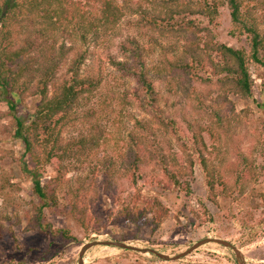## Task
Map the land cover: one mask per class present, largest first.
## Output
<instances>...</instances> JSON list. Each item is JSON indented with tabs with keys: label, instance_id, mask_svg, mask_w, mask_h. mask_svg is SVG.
I'll return each instance as SVG.
<instances>
[{
	"label": "rangeland",
	"instance_id": "obj_1",
	"mask_svg": "<svg viewBox=\"0 0 264 264\" xmlns=\"http://www.w3.org/2000/svg\"><path fill=\"white\" fill-rule=\"evenodd\" d=\"M115 1L121 13L108 30L101 24L83 39L73 23L77 35L58 32L54 42L31 46L29 68L18 80L19 88L27 83V89L10 93L15 111L0 94V264H79L82 248L95 241H120L135 249L94 244L84 253V264H264V66L251 58L252 35L234 26L227 4L219 6L217 20L211 21L201 10L202 0H176L172 5L179 11L170 20L160 17L157 25L154 14L165 15L159 1ZM83 2L88 18L100 20L101 3ZM241 12L264 37V0H243ZM133 40L141 46L155 87L154 103L138 79L116 65L129 62L124 47H133ZM14 41L25 42L23 36ZM192 43L215 61L221 53L213 45L244 49L250 96L236 91L232 76L227 81L204 59L171 69ZM50 52L56 61L83 53L81 76H96L100 83L71 116L57 121L62 113L55 115V133L63 146L72 143L73 151L37 163L16 136L15 116L26 128L42 107L35 86L52 63ZM69 65L65 61L56 70L49 95ZM156 111L173 118L174 126L163 125ZM192 128L207 145L206 165L195 151ZM136 135L148 137L151 149L134 180V168L124 157L127 142ZM84 138L86 145L78 142ZM158 142L162 151L156 150ZM160 152L168 158L171 153L184 156L186 172L177 187L158 161ZM108 160L114 162L110 174L103 167ZM26 162L50 196L47 205L35 192L34 176L23 169ZM156 198L163 204L158 213L147 205ZM42 204L45 226L29 228ZM132 213L144 215L147 223L127 220Z\"/></svg>",
	"mask_w": 264,
	"mask_h": 264
},
{
	"label": "trees",
	"instance_id": "obj_2",
	"mask_svg": "<svg viewBox=\"0 0 264 264\" xmlns=\"http://www.w3.org/2000/svg\"><path fill=\"white\" fill-rule=\"evenodd\" d=\"M89 2V0H87ZM96 3L100 2L101 7L99 11V18L90 16V12L84 10L86 4L83 0H0V94L4 97L13 111L16 110V102L10 98V93H24L27 89V83H23L19 88V78L23 76L24 71L28 70L30 61L28 60V53L33 44L54 42L58 32L66 33L71 30L69 36L77 35L76 27L71 24L75 23L77 28L82 30L81 36L86 39V36L91 31H99L101 24L106 27H113L115 20L120 17V9L115 0H94ZM161 4V11L165 13L154 14L153 24H157L160 17L166 16V20L173 18L174 14L179 11L178 5L175 7L173 2L176 0H157ZM227 4L231 10L232 21L239 31H247L252 35L251 38V58L264 66V58L261 56V49H264V37L254 22H249L248 19H243L241 7L243 0H202L200 2L201 10L209 17V20L216 21L218 17L219 6ZM152 24V23H151ZM158 25V24H157ZM72 27V28H71ZM162 30V28H161ZM29 34H34V38ZM20 36L24 37V43L15 42ZM195 42V41H194ZM193 42V43H194ZM186 47V52L183 57L171 62V69H183L189 67L193 60H205V63L211 68L214 73H225L227 81L230 79L236 91H240L243 96H250L252 90L251 76L247 65V53L244 49H236L227 46L223 43H218L213 47L217 48L221 53L218 61L210 58H204L203 50H199L195 44ZM133 47L126 46L124 51L129 58V62H116L118 67L125 69L129 75H134L139 84L143 87L145 93L150 96L151 102L157 101V93L153 82L148 76V67L142 55L141 46L135 41H132ZM52 63L47 65L43 70V76L38 84L35 86V91L41 98L42 107H38L34 121L25 128L24 122L19 117H16L17 128L16 136L22 139L25 144L26 153L30 154L37 163L52 161L54 158L65 157L69 152L73 151L72 143L63 146L61 144L60 136L55 133L53 126L56 114H61L57 118L60 121L65 116H71L73 110L81 103L82 98H87L92 95L99 86L100 80L96 76H81V66L85 61V55L78 52L76 56L70 60L67 54L56 61L53 52L49 54ZM69 61L70 65L62 78L54 84V90L49 95L48 86L54 83L55 72L60 65ZM35 92V93H36ZM153 105V104H152ZM158 120L162 121L163 125L174 126V120L171 117L157 116L158 111L154 112ZM166 119V120H165ZM56 124V121H55ZM217 129H215L216 131ZM194 143L197 145L195 151L199 152V156L205 162L204 149L207 148L203 140L202 133L193 130ZM214 135V134H211ZM148 137H140L138 135L132 136L131 140L125 146L127 151L125 153L124 162L128 163L129 169H133V179L138 175V170L141 169V164L147 162L145 158L146 152L149 154L151 144L148 143ZM78 142L87 144V139H81ZM76 142V143H78ZM105 142V141H104ZM96 143V139H95ZM106 143V142H105ZM161 144L158 142L156 150H161ZM43 154H39L42 153ZM40 155V156H39ZM159 153L158 161L163 167L165 175L173 183V187H177L180 183V176L186 172L184 168V156L177 154H170L169 158L166 155ZM188 167L194 165L192 154H188ZM172 161V162H171ZM249 163V161H246ZM113 161L108 160L103 162V167L107 174L113 171ZM24 165V171L31 176H34L35 170H32L31 165L27 162ZM141 175V173H140ZM163 187L165 184L160 182ZM33 184L36 194L44 201V205L48 204L50 197L45 186L41 182L39 176H34ZM187 184H185L186 186ZM83 187V186H82ZM82 191L83 188H80ZM55 201V200H54ZM44 205L38 208V216L34 220H30L29 228H42L43 223V209ZM157 213L162 211L163 204L159 199H152L147 201ZM163 218L162 213H160ZM127 220L135 222L137 225L147 223L144 215L137 216L132 213V216L127 217ZM159 225V221H156Z\"/></svg>",
	"mask_w": 264,
	"mask_h": 264
},
{
	"label": "water",
	"instance_id": "obj_3",
	"mask_svg": "<svg viewBox=\"0 0 264 264\" xmlns=\"http://www.w3.org/2000/svg\"><path fill=\"white\" fill-rule=\"evenodd\" d=\"M208 241H211V240H208ZM213 241H217L219 242L220 244H223L225 246H232V244L227 241V240H223V239H214ZM100 243H103V244H111V245H116V246H120V247H123V248H131V249H135L133 248L132 246L124 243V242H120V241H104V242H100V241H95V242H91V243H88L86 244L82 250H81V254H80V260H79V264H84V253L86 252V250L91 247L92 245L94 244H100ZM201 244V243H200ZM145 252L146 251H149V250H144ZM239 250H237L238 252ZM162 258H167L166 255H163V254H159ZM178 258V256L176 257Z\"/></svg>",
	"mask_w": 264,
	"mask_h": 264
}]
</instances>
